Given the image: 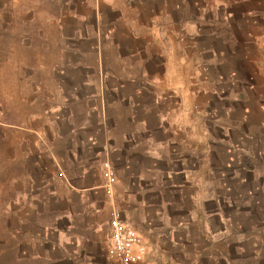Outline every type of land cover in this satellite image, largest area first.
Masks as SVG:
<instances>
[{"label": "rangeland", "instance_id": "obj_1", "mask_svg": "<svg viewBox=\"0 0 264 264\" xmlns=\"http://www.w3.org/2000/svg\"><path fill=\"white\" fill-rule=\"evenodd\" d=\"M19 1L12 8L0 0V264H118L107 252L111 204L101 186L100 166L107 159L119 179L114 201L125 218L147 236L148 253L160 255L170 247L175 250L169 233L184 221L187 228H178L177 237L188 229L199 232L198 225L209 228L201 242L206 254L200 256V264H264V114L259 118L260 113L254 111L246 117L243 102H236L227 115L230 101L219 99L220 113L194 122L196 135L186 148L179 135L175 147L171 143L158 145L159 154L144 152L153 146L146 138L136 152H123V144L111 152L102 148L106 138L101 133L88 140L82 137L86 131L79 130L81 152L61 154L54 174L30 170L40 163L34 153L24 159L22 145L33 142L34 137L8 124H42L34 114L50 106L36 104L45 97V90L36 88L39 74L26 69L38 60L39 26L30 18L38 17L39 9ZM198 1L202 6H191V16L220 18L222 31L233 24L251 33L249 42H236L234 56L223 57L224 94H245L264 112V0ZM215 73L213 69L210 76ZM22 78L26 82L22 83ZM161 82L159 79L163 86ZM95 84L79 89L80 96L93 94L92 103L99 96ZM113 95L116 93L109 94L112 101L116 99ZM168 99L161 98L157 108L165 110ZM151 100L153 94L147 93L146 101ZM74 107L80 125V111L88 106ZM252 117L259 121L258 126L244 136L248 123L255 121ZM117 125L124 123L116 121ZM45 158L41 162L49 165ZM83 164L87 169L82 177ZM37 210H43L44 215H28ZM174 253L187 256L184 261L191 264L195 256L192 245Z\"/></svg>", "mask_w": 264, "mask_h": 264}, {"label": "crops", "instance_id": "obj_2", "mask_svg": "<svg viewBox=\"0 0 264 264\" xmlns=\"http://www.w3.org/2000/svg\"><path fill=\"white\" fill-rule=\"evenodd\" d=\"M23 1L30 3L28 7L39 9V16L30 18L31 23L37 21L39 26L38 60L26 69L39 74L36 88L45 90V97L36 104L50 107L34 114L42 124L8 125L34 137L33 142L22 145V157L34 153L40 163L38 168L30 167L32 171L45 169L54 174V165L61 162V154L81 152L79 130L86 131L81 136L88 140H93L96 132L101 133L106 138L102 148L111 152L117 144L124 145L125 153L136 152L135 148L146 138L153 146L144 152L159 154L158 145L167 147L171 143L175 147L179 135L186 148L191 136L196 135L192 131L194 122L220 113L216 104L219 99L230 101L227 115L236 102L245 104L246 117L253 116L254 111L260 113L259 118L264 114L260 105L248 100L245 94L238 97L226 91L224 94L223 57L234 56L237 43L249 42L251 33L238 30L233 24L222 31L220 18L191 16V6H202L198 0ZM18 2L5 0V5L15 8ZM213 69L217 73L210 76ZM159 79L165 83L163 86ZM93 81L99 94L95 103L93 94L79 93V89H87ZM21 82L26 80L22 78ZM165 91L168 93L164 94ZM115 93L117 97L113 95L116 99L112 101L109 94ZM147 93L153 94V100L146 101ZM161 98H170L165 110L157 108ZM78 105L88 106L80 111V125L75 115L77 109L72 108ZM116 121L124 125L115 126ZM173 123L176 127L171 126ZM258 123L256 120L248 123L243 135H248ZM114 137L119 140L116 142ZM45 157L50 160L49 165L41 162ZM80 166L83 177L87 166ZM28 176L35 178L33 172ZM28 215L43 216L44 211ZM181 227L187 228L184 221L170 230V245L175 250L192 245L195 252L192 264H200V256L206 254L201 242L208 236L209 228L198 225L199 232L188 229L177 237L176 230ZM175 250L170 247L160 251V255L151 251L139 264H191L184 261L187 256L179 257Z\"/></svg>", "mask_w": 264, "mask_h": 264}, {"label": "built area", "instance_id": "obj_3", "mask_svg": "<svg viewBox=\"0 0 264 264\" xmlns=\"http://www.w3.org/2000/svg\"><path fill=\"white\" fill-rule=\"evenodd\" d=\"M101 166V184L110 200L108 211V244L107 252L118 264H139L148 254V238L136 225L125 218L123 210L114 201L118 176L110 160H104Z\"/></svg>", "mask_w": 264, "mask_h": 264}]
</instances>
